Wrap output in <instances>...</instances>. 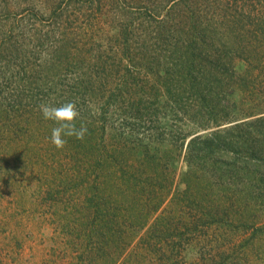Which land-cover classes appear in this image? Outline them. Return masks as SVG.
<instances>
[{"label": "rangeland", "instance_id": "rangeland-1", "mask_svg": "<svg viewBox=\"0 0 264 264\" xmlns=\"http://www.w3.org/2000/svg\"><path fill=\"white\" fill-rule=\"evenodd\" d=\"M70 101L88 132L57 149L39 105ZM196 136L215 143L188 160ZM114 151L138 184L167 173L150 156L173 176L118 256L97 224L130 193ZM113 258L264 264V0H0V264Z\"/></svg>", "mask_w": 264, "mask_h": 264}, {"label": "trees", "instance_id": "trees-1", "mask_svg": "<svg viewBox=\"0 0 264 264\" xmlns=\"http://www.w3.org/2000/svg\"><path fill=\"white\" fill-rule=\"evenodd\" d=\"M165 83L174 88V84H172V80L169 78V75H167V78L165 79ZM190 85V83H189ZM186 86L179 85V89H184ZM170 89L168 96L171 99H174V101L177 104H180L182 101V97L184 96L182 92L178 90V93H174V91ZM192 88V85L189 87L187 86V90L190 91ZM193 88L198 91V96L202 97V92L204 87H202V84L198 85H193ZM180 100V101H179ZM216 136V135H215ZM218 136V135H217ZM216 139V138H213ZM219 139V136H218ZM217 139V140H218ZM208 139H205L200 136H196L192 138L189 141L188 148H187V157L188 160L191 158L198 157L202 153V149L205 145L215 143V141H210L207 142ZM119 152V151H118ZM112 161L110 164L111 167L115 168V176H113L114 180L116 177L120 178L125 182V186L127 187L128 191L130 193H127L126 191L124 192V197L122 199H117L113 200L111 203H108V206L105 213L101 214V210H98L97 212V224H99L98 229L103 230V228H107L108 231H104L102 234V238L104 239L105 234H110L111 235V244L109 245L110 249L112 250V255H117L116 251L119 250V252L122 250L121 244L122 242L126 241L125 235L128 234L129 230L126 229V225H128L129 229H140L144 227L148 222L152 214L157 213L159 210H161V207L164 205V203L168 200L170 193H171V184L173 181V176H169L167 173L172 172L171 169H169L165 164H161L156 161L155 157L150 156V160L156 163V167H161L162 170L165 169L167 173H161L159 174L156 172L158 176V181L156 182V178L154 179L153 177H150V183L147 181H144L142 183H137L135 181V176L134 174H130L122 168L124 165L122 164L121 159L115 154L111 156ZM108 164V165H109ZM99 168V164H97ZM122 166V167H121ZM98 170V169H97ZM121 174V175H120ZM156 176V177H157ZM185 177V176H184ZM134 181V182H132ZM115 183V182H114ZM118 183V182H117ZM122 183V181H121ZM186 187L185 192L181 193V195H188L190 193L189 191V183L184 180ZM116 184V183H115ZM153 185V186H152ZM198 185V184H197ZM123 196V195H122ZM121 196V197H122ZM120 197V198H121ZM136 199H140V202L137 204L136 208L132 207V211L130 213H123L121 210L127 208L126 205L131 204V201H134ZM178 201L176 196L172 198V201ZM180 202V200H179ZM107 204V203H106ZM178 208V206L176 207ZM173 211V209H171ZM168 210H166V213ZM100 218V220H99ZM128 219V220H127ZM163 219H172L171 216L167 214L164 215ZM174 220V219H173ZM128 222V223H127ZM115 224V227H112L111 225ZM135 229V230H136ZM166 229V228H165ZM159 231L156 229L155 233H158ZM106 238V237H105ZM110 239V236H109ZM127 243V242H125ZM121 248V249H120ZM116 262V258H113V264Z\"/></svg>", "mask_w": 264, "mask_h": 264}, {"label": "clouds", "instance_id": "clouds-1", "mask_svg": "<svg viewBox=\"0 0 264 264\" xmlns=\"http://www.w3.org/2000/svg\"><path fill=\"white\" fill-rule=\"evenodd\" d=\"M39 111L45 120L52 121L56 125L52 128L50 139L57 149L65 146L67 142L65 137L83 140L88 132L86 124L81 123L79 128L76 126L79 111L74 102L70 101L58 107L42 103L39 105Z\"/></svg>", "mask_w": 264, "mask_h": 264}]
</instances>
